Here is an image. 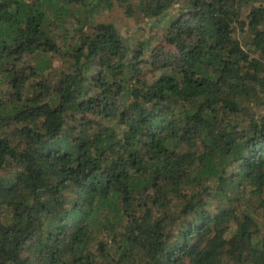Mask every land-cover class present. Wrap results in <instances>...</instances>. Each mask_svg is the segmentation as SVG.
<instances>
[{
  "label": "trees",
  "instance_id": "trees-1",
  "mask_svg": "<svg viewBox=\"0 0 264 264\" xmlns=\"http://www.w3.org/2000/svg\"><path fill=\"white\" fill-rule=\"evenodd\" d=\"M258 1L0 0V264H264Z\"/></svg>",
  "mask_w": 264,
  "mask_h": 264
},
{
  "label": "rangeland",
  "instance_id": "rangeland-1",
  "mask_svg": "<svg viewBox=\"0 0 264 264\" xmlns=\"http://www.w3.org/2000/svg\"><path fill=\"white\" fill-rule=\"evenodd\" d=\"M264 4V0H259L255 5ZM119 12V13H118ZM96 19L114 22L116 27L124 34L130 35L132 39L138 35L141 38H148L149 44L155 42L157 37H152L156 33H161L165 26V18H155L152 21L142 20V15L137 13V17L133 19L125 18L120 11H103L96 15ZM156 32V33H155ZM60 59H54L53 65H57Z\"/></svg>",
  "mask_w": 264,
  "mask_h": 264
}]
</instances>
